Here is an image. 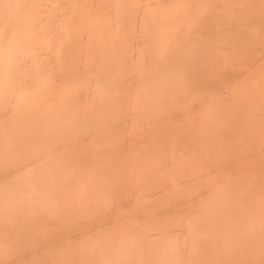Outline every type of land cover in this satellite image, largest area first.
<instances>
[{
    "label": "bare ground",
    "instance_id": "6f19581e",
    "mask_svg": "<svg viewBox=\"0 0 264 264\" xmlns=\"http://www.w3.org/2000/svg\"><path fill=\"white\" fill-rule=\"evenodd\" d=\"M0 264H264V0H0Z\"/></svg>",
    "mask_w": 264,
    "mask_h": 264
}]
</instances>
